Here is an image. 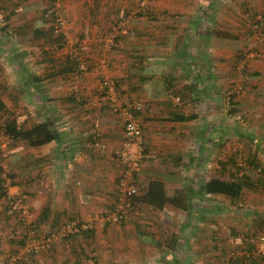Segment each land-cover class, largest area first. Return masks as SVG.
Segmentation results:
<instances>
[{
  "label": "crops",
  "instance_id": "0c3cea01",
  "mask_svg": "<svg viewBox=\"0 0 264 264\" xmlns=\"http://www.w3.org/2000/svg\"><path fill=\"white\" fill-rule=\"evenodd\" d=\"M139 1L63 0L64 18L76 47L88 42L91 48L86 51L88 71L81 82L85 90L81 99L61 86L62 80L75 72L45 78L60 65L43 56L49 48L46 42L39 43L42 46L36 47L37 53L31 51L36 50L34 47L23 51L20 45L25 39L47 35L52 30L49 21L44 18V25L35 26V19L42 18L39 12L23 9L19 13L20 1H8L14 10L9 22L18 33L14 37L18 42L6 48L0 43V53H10L9 60L0 58V99L19 127L52 121L62 135L61 141L38 146L11 141L6 162L14 176L13 189L29 193V204L37 218L47 210V220L40 227L61 226L75 219H93L94 227L91 235L58 242L31 264H157L159 259L162 264L170 262L166 260L169 254L165 256L156 243L166 225L175 232L181 231L172 227L173 216L181 212L180 208L167 205L158 209L138 203L124 222L103 218L117 209L119 181L125 169L123 155L132 144L125 143L120 117L105 106L96 109L91 104V89L98 86L101 77L94 69L100 57L94 38L109 34L116 22L123 20L125 27L107 57L108 73L115 75L125 102H144L138 116L145 136L141 168L135 173L139 194L147 193L153 180L162 181L171 197L178 190H197L209 179H228L237 174L241 165L250 168L253 179L241 199L204 194L196 205V237L190 236L188 229L182 232L187 234L182 238L194 239L196 256L202 260L198 264L215 263L222 256L216 244L226 251L238 252L247 247V235L264 226V173L259 174L250 166L255 162L264 168V62L257 57L245 58L244 75L236 68L247 49L264 53L263 42L246 40L257 12L252 11L249 0H151L146 13L138 10ZM260 10L264 13L262 5ZM208 29L239 37L208 35ZM241 79L247 87L238 96L236 108L244 115V122L235 119L236 113L226 112L223 102L228 90ZM97 112L103 115L104 148L94 145L92 126ZM178 114L192 119L177 120ZM0 221V248L9 252L15 245L12 235L19 224L11 215H2ZM192 226L193 223L190 227L195 229ZM88 247L92 250L89 255L83 250L88 252ZM176 254L170 256L181 259L178 264L189 262H183ZM256 257L262 260L255 264H264V242L257 245Z\"/></svg>",
  "mask_w": 264,
  "mask_h": 264
},
{
  "label": "trees",
  "instance_id": "16d2710c",
  "mask_svg": "<svg viewBox=\"0 0 264 264\" xmlns=\"http://www.w3.org/2000/svg\"><path fill=\"white\" fill-rule=\"evenodd\" d=\"M3 2L5 3V1ZM12 14L13 12L9 13V15L7 16V20H10ZM261 15H262V18L260 19H256L257 14L253 16L252 29L248 31V33L250 34H249V37L246 39L250 43L253 42L252 37L256 35L257 32L261 33L260 35H264V24H263L264 13ZM254 25L256 26L253 27ZM7 30H8L7 26L0 27V35H1V32L7 33L6 32ZM206 34L217 35L218 37L227 38V39H235L239 37L238 35L235 36L231 33L221 31V30H214V29L206 30ZM42 35L44 36L45 33H43ZM48 39H49L48 40L49 44H57L58 48H62L65 44V38L61 34H58L57 36L55 35L50 36V38ZM244 54L242 55L239 61L245 59ZM239 61H237V64H236L237 69H238L237 65L239 64ZM51 62H53V60H51ZM80 65L81 64L79 61L73 60L71 57H66L63 63H60L59 67L55 71L48 72L45 78H52L58 75H66L68 73L78 71L80 68ZM38 80L42 81L43 78H39ZM189 88H191V86H189ZM185 90L187 91L189 89L186 88ZM240 93L242 92L240 91L238 93L237 91H235L229 96L225 95V98L223 100L224 107L228 111L229 114L239 113L238 108H236V102H237V98L240 95ZM141 114H142V110L136 112L135 117L137 118ZM0 117L5 118L6 132L10 135V137L12 138V141L16 142V141L22 140L34 146L42 145V144L51 142L53 140L61 141L62 135L57 129L54 128L52 121L38 123L37 125L32 126V127H23V126L19 127L17 119L11 116L5 103L1 99H0ZM243 118H244V115H243ZM175 119L188 120V119H192V117H187L185 115L178 114L175 116ZM144 144L145 142H143V146L145 148ZM250 166H254L257 173L259 174L264 173V168H262L260 165H257L255 162L251 163ZM249 169L245 168L244 166L242 167L241 165H239L237 167V174H234V175L232 174L231 176L228 177V179L212 178L204 182L203 184H201L199 186L200 188L198 187L197 190H193V189L178 190L176 194L172 197L166 194L165 185L162 181H159V180L151 181L149 184L148 191L144 195L139 194V187L137 186L135 182L134 184L137 187V193L131 196V201L134 205V210L138 203H145L153 207H156L158 209H163L165 206L171 205V206H175L176 208H180L181 210H184L187 212L188 222L183 223V225H181L180 227L181 231L179 233L175 231H171V230H167L164 232L161 231L160 233L161 238H159V240L156 243L158 248L162 250V252L163 251L165 252V256L167 254L171 255L172 253L176 254L179 252L180 247H182L181 245H183V242L180 241L181 239H183L181 235L182 232H187L186 230L191 229V232L188 231V234H190V236H194V232L196 230V229L192 230V228L190 227V224L193 223L192 212L198 211V206L194 205L193 199L194 198L202 199L203 195L206 193L224 195L234 200L241 199V196L244 195L245 187L252 184V181H253ZM136 172L137 171H134V181H135ZM11 177L14 178L12 174H11ZM1 216L2 215H0V217ZM46 220H47V210H44L41 216H39V218H37L36 220V227L39 228L41 226V223L46 222ZM124 221L122 220L121 222H124ZM49 227H51V231H55L60 228V226H56V225H50ZM93 229L94 227H92L89 230H83L80 233L71 235L70 238L74 236H79V235H82V236L91 235L93 233ZM262 234H264V226L262 225H260L257 232L249 233L245 241L247 247L238 252L233 251L232 256L229 257L230 263H233V264L261 263L262 259L256 257V248H257V245H259V243L262 242L261 240L258 239ZM190 241H191V237H188L186 239V244L189 247L192 246L191 243L189 244ZM220 246L221 245L216 244V249L219 251H222V255L223 253L228 252V250L226 251L224 250L225 249L224 247H220ZM53 249L54 247L51 248V250ZM15 252L16 250L12 251V253H15ZM46 252H49V251H46ZM176 259L177 260L174 259L173 261L167 262V264H178L179 260L181 259H178V258ZM34 260L35 258L32 255V257H30V262L31 261L33 262ZM24 264H28V263L25 262Z\"/></svg>",
  "mask_w": 264,
  "mask_h": 264
},
{
  "label": "built area",
  "instance_id": "2783aa9c",
  "mask_svg": "<svg viewBox=\"0 0 264 264\" xmlns=\"http://www.w3.org/2000/svg\"><path fill=\"white\" fill-rule=\"evenodd\" d=\"M149 0H142L141 5L144 10L146 9V4ZM62 0H53V6L44 11L42 15L45 19L53 20L54 26L57 30H62L65 27L64 19L61 14ZM66 40L68 41V32L63 30L62 33ZM261 33H256L255 38H258L260 41H264V35H260ZM114 37V36H113ZM113 37L111 38H101L100 41H106L104 44L107 50L113 45ZM73 49V48H71ZM249 56H254L259 59L264 60L263 52H253L249 51L244 54L245 58ZM70 57L73 60H77L81 62L80 57L74 50L70 51ZM245 59L239 61L238 71L243 72L244 69V61ZM103 88L106 89V94L108 98H110L113 102L115 101V97L119 96V92L117 91V85L114 80L104 79L102 81ZM233 89L229 91L228 96L233 92L237 91L238 93L243 91L245 87V83L236 82L233 85ZM114 111L118 112L120 115H124L127 119V138L131 141H135L138 136L139 138V147L143 144V141H140V129L141 127L138 124V121L135 117V113L141 111L143 109L142 102L134 101L127 104H119L114 103ZM235 119L244 122L243 114L237 113L235 114ZM5 118L0 117V215H11L19 224L18 231H15L12 235V238L17 240L19 243V247L15 253L12 252H4L0 248V264H24L25 262L30 264V257L41 255L46 251H50L51 248L55 247V245L62 239L68 238L73 234L80 233L83 230H89L93 227V222H82L78 220H68L61 225L58 230L53 232H44L41 227H36L37 217L35 213L32 211L29 204V193L24 190L17 188L14 190L15 182L11 177V171L7 166L6 162V153L9 144L12 141L10 135L6 132L5 127ZM103 131L101 129V125L99 123V119L94 123L93 137H94V145L96 147H106V143L103 142L102 139ZM143 150V149H142ZM140 150L139 158L137 159V163L135 165L140 164V158L142 157ZM141 156V157H140ZM134 168L131 164H127V167L124 169L122 176L120 178L121 185V195H120V204L121 208H117L114 220L124 221L127 219L129 215L134 211V205L131 201V196L137 193V187L134 184ZM138 169V168H137ZM2 217V216H1ZM0 217V218H1ZM2 238V230L0 224V241ZM259 240L264 241V234H262Z\"/></svg>",
  "mask_w": 264,
  "mask_h": 264
},
{
  "label": "rangeland",
  "instance_id": "374dc122",
  "mask_svg": "<svg viewBox=\"0 0 264 264\" xmlns=\"http://www.w3.org/2000/svg\"><path fill=\"white\" fill-rule=\"evenodd\" d=\"M8 1H10V0H6V2L4 3L2 0H0V27H4V26H7L8 27V30L6 31L7 33L5 35L2 34V36L0 35V43H2V45H3L4 48L11 47V44L12 43H17L18 42V41H16L17 39L14 38L15 36H18V35H15V34H18V33L16 32V30H15V28H14L13 25L10 26V22H9V20H7V16L9 15V13L14 11L12 8H9L10 4L8 3ZM19 1H20V3H18L19 4L18 5L19 13L23 9H31L34 13H38L39 12L38 13V16H41L42 17V18L37 17V19H35V22H34L35 23V26L44 25L46 23V20L44 19V16L42 15V13L44 11H46L47 9H49L51 6H53V0H51V2L50 1L48 2V0L47 1L46 0H19ZM141 1L142 0L139 1V6H138L139 8H138V10L142 12V10H144V8L141 5ZM150 1L151 0L147 1L148 3L146 4V9L144 10V12H146V13L148 12V9L150 8V3H151ZM222 1H225V0H222ZM248 4L251 5L252 11H256L257 12L256 19L262 18V15L261 14H263V12H262V10H260V7L262 5V7L264 8V0H249ZM46 6H48V7H46ZM254 7H255L256 10H253ZM257 9H259V10H257ZM252 11H251V13H253ZM61 14H62V17L64 19V23H65V27L62 28V30H57L56 27L53 24L54 21L52 19L51 20L47 19L49 21V23H50L51 28H52V30H48L47 35L45 34L44 36L36 37V38H40V39H33V38L25 39L22 42V44H20V45L23 47V49H24L23 51H30V49L32 47H34L36 49V47L42 46V45H40L42 42L43 43L46 42V45H48L49 48H47L45 51H43V56H45L47 60H51V58H53V59L57 60L60 63H63L64 56L65 57L66 56L67 57H70V51L71 50H74L77 53V55L80 57V59H81L80 68H79L78 71H75L74 75L71 74V75H69L68 78L65 79V80H68L71 83H66V81L63 79L62 80L63 82L61 83V86H64L65 85L68 89H71L74 93H76L78 99H81L82 98V91H83V93L85 92L83 86H81V82L83 80V76H84L85 72L88 71L87 68H85L86 61H87V58H88V55H87L86 51L90 50L91 48L89 47L88 42L83 43L81 45L82 47H78V48L76 47V45H75L76 42L71 37V34L69 33V29L67 28V25L68 24L66 22V19L64 18V13H63V0H62V7H61ZM22 18H24V17H22ZM17 22H19V21H17ZM125 23H126V20L118 21V22H116L114 28L110 31L109 34H107V35H100L99 34V35H96L95 38H94V39H97V42H98V51H99L98 53H99V56H100L99 59L97 61H95L94 69L101 75V77H100V81L98 82V86H96L95 88L91 89L92 90V92H91L92 93V97L90 98V101L92 102L91 103L92 106L93 107H96V109H98L101 106H105L107 108V111H109L110 113L116 114L122 120V123H123V126H124V132H125V135H126L125 136L126 139L124 138L125 139V143L126 144L127 143H131L132 145L130 147V151H133L131 153L132 154V158H129L128 156L130 154V151L127 150L125 152V155H123V160L122 161L125 163V168L127 167V164H131L133 167H135L134 168V171H136V170H139L141 168V164H142L141 162H142V158L144 156V149L145 148H144L143 144H142V147H141V145L139 147V138H138L139 136L137 138H135L136 139L135 141H131V140H129L127 138V130H126V127H127V122L126 121H127V119H126V117L124 115H122V114L120 115L118 112H115L114 111V108H115L114 107V103H119V104L124 105V104H127V103L134 102V100L133 101L130 100V101L125 102L124 98H122V90L120 89V86L118 85L119 83H118L115 75H112V74H109L108 73L109 71H108V60H107V57L111 54V52L113 51V49L115 47L114 46L115 45V40L119 36V34L121 33V28H124L125 27L124 26ZM263 24H264V21H263ZM255 26L256 25H254L253 27H255ZM63 30H65V31H67L69 33L68 34V41L64 37L65 38V44L62 47V48H65L64 49V51H65V55L64 56L61 55L63 53V50H61L62 48H58L57 44H49L48 43V40H49L48 38H50V36H53V35L57 36L58 34H61ZM61 35H63V34H61ZM27 36H28V34H27ZM100 36H103V37H100ZM111 37H113V45L107 50L106 49L107 47L104 45L106 43V41H102L101 42L100 39L101 38L102 39L103 38H107L108 39V38H111ZM252 39H253V42H255V40H256L258 43L263 42V45H264V41H260L258 38H255V36H253ZM24 42H26V45L24 44ZM28 46H30L31 48H29ZM71 48H73V49H71ZM38 50H39V48L36 49V50H31V51H35L37 53ZM246 51L249 52L248 49ZM246 51H245V53H246ZM12 52H14V50H12ZM7 53H8V51H6V54L5 53H0V58L2 59V61H4L5 59L6 60H9L10 59L8 57L10 53H8V54ZM35 55H37V54H35ZM251 57H254V56H249L246 59H249ZM33 58H35V56ZM261 60L264 62L263 59H261ZM244 66H245V63H244ZM244 72L245 71L243 69V72L240 71L238 73L240 75H244ZM81 77H82V79H80ZM239 77H241V76H239ZM104 79H111V80H114L116 82L117 91L119 92V96L118 97H115V101L114 102L110 98H108V96L106 94V89L103 88L102 81ZM238 83H243V80L242 79L239 80ZM233 87H232V89H233ZM245 87H247V86L245 85ZM81 88H82V90H81ZM228 91H231V88ZM136 101L142 102L141 100H136ZM142 104H143V109H144V102H142ZM143 109H142V111H143ZM225 111L228 112L226 109H225ZM97 119H99V123L101 125V129L103 128V115L101 114V112L100 113L97 112L95 114V117L93 118V126H92L93 127V130H94V123L96 122ZM136 119L138 121V124L137 125H139L141 127V129H140V135H141L140 141L145 142V136H144V132H143V129H142V124H141V122H140V120H139L138 117ZM231 122L233 123L234 121L231 120ZM132 146L135 148L134 150L131 149ZM190 149H193L194 150L195 148L190 147ZM140 150L142 152L141 153L142 154V157L140 156L141 158H140V161H139L140 164L135 165L137 163V159L139 158ZM189 157H191V156H189ZM185 158H188V156H186ZM124 159H125V161H124ZM119 186H120V195H121V185H120V181H119ZM120 195H119V202H118L117 208H121V205H122V204H120V202H121L120 201ZM193 201H194V205H198V201H199L198 198H194ZM180 211L181 212H179V213L173 212L176 215L174 214V216H173L175 219L172 220V222H173L172 224H174L175 226H172V227H174L176 230L180 229V226L183 223H186V221L188 219L187 212L184 211V210H180ZM197 214H198L197 211L192 212V215H193L192 216L193 227H195L196 226V223H197V216H198ZM115 215H117L116 211L110 213L109 215L104 216L103 218L106 221L121 222L119 220H114ZM129 217H130V215L127 218H129ZM78 221H80V220L78 219ZM88 221H92L93 222V219H89V220H86L84 222H88ZM168 222H170V220H168ZM169 226L170 225H166V227L163 228L162 230H164V231L171 230V228ZM41 229L44 232H48V231L53 232V231H51V227H48V228L41 227ZM158 229H160V228H158ZM195 229H197V228L195 227ZM150 231H151V229H150ZM171 231H173V229ZM196 233H197V230H195L194 236L196 235ZM9 235H11V234H9ZM185 235H187V234H182V237L183 238H186ZM69 239H70V237L64 238V239L60 240L59 242H63V241L69 240ZM12 240L14 241L15 245H13V248L9 249L10 250L9 252L15 251V250H17V247H19V243L20 242H18L14 238H12ZM183 240H186V239H181L180 240L181 242H183V245H181L182 247H180L179 252L176 254V255L179 254V257H181L183 259V262H184L185 259H187V260L189 259L188 260L189 261L188 263L187 262L186 263L184 262L183 264H198L199 261H202L201 258H198L196 256L197 254L195 252L198 251V248H197L196 243L195 242H192V241H194V239H192V241L189 242V244L190 243L192 244V246H190V247L187 246V244ZM262 242H264V241H262ZM262 242H260L259 244H261ZM83 250H85V253H88V255H89V252H92V250H91L90 247H88V252H87V249L86 248H83ZM232 252L233 251H228L227 253H223V255L221 257H218L217 256L218 257V261L215 259L214 262L215 263H218V264H230L229 257L232 256ZM155 255L158 258V255L159 254L156 253ZM153 257H155V256L153 255ZM34 258L36 259V256H34ZM167 259H169V261H172L173 260V257L170 256V255H168V257L166 258V260ZM162 261L163 260H160L159 259V261H158L157 264H162ZM31 263H32V261L30 262V264ZM215 263H213L211 261V262H209L207 264H215Z\"/></svg>",
  "mask_w": 264,
  "mask_h": 264
}]
</instances>
